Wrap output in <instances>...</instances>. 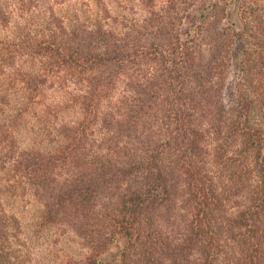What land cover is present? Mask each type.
Masks as SVG:
<instances>
[{"label": "trees", "instance_id": "obj_1", "mask_svg": "<svg viewBox=\"0 0 264 264\" xmlns=\"http://www.w3.org/2000/svg\"><path fill=\"white\" fill-rule=\"evenodd\" d=\"M230 3L0 0V264H264V0Z\"/></svg>", "mask_w": 264, "mask_h": 264}, {"label": "rangeland", "instance_id": "obj_2", "mask_svg": "<svg viewBox=\"0 0 264 264\" xmlns=\"http://www.w3.org/2000/svg\"><path fill=\"white\" fill-rule=\"evenodd\" d=\"M245 0H231L229 5L230 12V20L234 25H240L241 23V7ZM245 47V43L241 42L238 44V51L236 53H240V51ZM118 258V251L116 246L110 247L109 251L105 254L106 260H115Z\"/></svg>", "mask_w": 264, "mask_h": 264}]
</instances>
